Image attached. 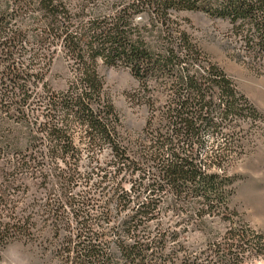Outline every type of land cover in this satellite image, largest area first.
I'll use <instances>...</instances> for the list:
<instances>
[{"label": "trees", "instance_id": "16d2710c", "mask_svg": "<svg viewBox=\"0 0 264 264\" xmlns=\"http://www.w3.org/2000/svg\"><path fill=\"white\" fill-rule=\"evenodd\" d=\"M88 1L78 4L81 13ZM68 5V0H0V152L4 144L14 147L22 158L6 171L38 174L42 185L47 178L43 164H52L58 197L48 198L45 215L54 224V236L63 234L64 264H188L189 259L179 261L178 250L166 254V244L178 240V227L184 233L190 226L204 229L216 217L227 226L221 241L212 244L208 264H245L264 253V237L234 222L237 214L228 207L233 183L219 173L234 154L223 127L237 124L243 112L257 114L217 66L195 68L196 45L167 26L181 11L226 18L258 33L253 52L264 54V0H127L87 26L71 23ZM141 11L166 26L155 43L141 34L147 27L135 23ZM57 43L79 73L65 91L53 90L45 80ZM98 60L128 69L144 90L168 86L162 111L143 95L150 108L144 128L148 144L138 157L120 141L118 115L106 97ZM10 120L19 125L15 133L7 130ZM74 127L81 134L79 145ZM104 149L110 158L103 161L95 151ZM83 150L89 154L80 179L84 189L75 195ZM137 172L126 190L123 183ZM93 176L98 180L92 182ZM2 183L0 247L18 238L32 240V217L17 212L11 198L22 183ZM102 200L106 207L99 219L92 212ZM113 202L114 212L108 208ZM164 202L174 226L147 233L162 216ZM119 217L120 228L94 227L99 220L110 223ZM108 233L117 236L114 251L102 241Z\"/></svg>", "mask_w": 264, "mask_h": 264}, {"label": "rangeland", "instance_id": "374dc122", "mask_svg": "<svg viewBox=\"0 0 264 264\" xmlns=\"http://www.w3.org/2000/svg\"><path fill=\"white\" fill-rule=\"evenodd\" d=\"M84 1V0H82ZM81 0H68L71 23L81 21L87 26L99 16H110L119 9L127 0H90L84 2L83 13L79 11L78 4ZM135 23L139 27L145 26L147 30H141V34L148 36L152 42H156L158 32H163L166 26H162L157 20H151L147 12H139L135 16ZM175 33H186L191 42L196 45L200 52L199 63L195 66L209 67L215 65L221 69L233 82L238 93L245 98L251 106L257 118H253L243 112L238 118L237 124L227 122L223 127V133L227 139V145L231 149L229 163L224 165V173L232 180L233 194L229 199L228 207L237 214L234 222L239 226H245L264 237V54L253 52V48L260 42L258 33L248 31L246 26L232 25L226 18L211 17L202 12L181 11L172 16V23L168 24ZM75 28L71 27V31ZM53 46L55 53L49 73L45 80L55 91H65L78 76L74 61L68 56L59 43ZM98 73L104 81V91L107 99L114 106L119 123L118 134L120 141L127 148L130 155L138 157L143 145L148 144L144 140V128L149 118V105L144 99L152 97L154 109H163L168 96V86L158 88L150 87L144 90L130 71L123 67H109L98 60ZM153 86V82H151ZM144 95V96H143ZM162 111V110H161ZM7 130L16 132L19 125L10 120ZM73 139L79 145L81 134L78 130L74 132ZM148 140V139H147ZM81 147V146H80ZM43 148L46 150L47 145ZM108 149L96 150L95 154L101 160L109 157ZM88 152L83 150L78 168L79 181L72 194L80 195L83 191L82 175L88 166ZM22 158L12 146L4 144L0 152V184L2 182L20 181L22 188L11 198L18 205L17 212L30 215L34 222L32 240L15 239L4 247H0V264H64L60 254V242L63 234L55 237L52 231L53 223L48 215H45V204L48 198H52L58 192L53 182L52 164L47 160L44 162L42 171L47 176L46 184H40L38 174L32 176L29 173L6 171L7 168L19 162ZM4 172L11 173L4 177ZM81 174V176H80ZM139 172L127 178L123 186L130 190ZM98 180L92 177V182ZM105 200L97 204L94 213L101 218L105 209ZM167 202L162 204V216L148 226V232L155 235L157 227L170 229L174 226L171 213L167 210ZM133 206V202L130 204ZM109 210L114 212V202L110 203ZM69 218H67L68 220ZM122 217L115 218L113 222L107 223L99 220L95 229L105 228L107 231L112 226H118ZM173 225V226H171ZM157 226V227H156ZM227 224L216 217L207 224L206 228L200 229L190 226L188 232L180 230L178 240L166 244V254L173 249L178 250L179 261L189 259L194 264H208L211 261V252L214 250L213 243L221 241ZM120 228V225L118 226ZM171 230V229H170ZM103 243L114 251L117 236L108 233L102 240ZM181 245V249L176 244ZM264 243V239H263ZM209 257V258H208ZM116 261L119 260L117 257ZM188 263V264H189ZM245 264H264V253L254 257Z\"/></svg>", "mask_w": 264, "mask_h": 264}]
</instances>
